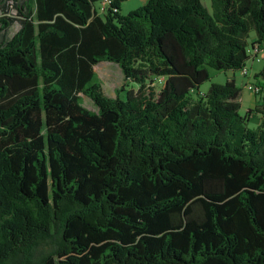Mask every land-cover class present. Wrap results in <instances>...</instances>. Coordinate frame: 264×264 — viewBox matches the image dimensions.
<instances>
[{
  "label": "trees",
  "instance_id": "trees-1",
  "mask_svg": "<svg viewBox=\"0 0 264 264\" xmlns=\"http://www.w3.org/2000/svg\"><path fill=\"white\" fill-rule=\"evenodd\" d=\"M13 1L0 264H264V66L243 115L236 83L264 53V0H147L127 15L129 0H106L102 16L104 0ZM100 62L123 75L114 98Z\"/></svg>",
  "mask_w": 264,
  "mask_h": 264
},
{
  "label": "rangeland",
  "instance_id": "rangeland-1",
  "mask_svg": "<svg viewBox=\"0 0 264 264\" xmlns=\"http://www.w3.org/2000/svg\"><path fill=\"white\" fill-rule=\"evenodd\" d=\"M147 0H129L121 5L120 14L121 15H127L129 12L136 10L140 8L141 6L145 5ZM20 2H15L13 0H5L4 2H0V20L2 19H14L16 22H14L6 31L0 32V42L1 40L9 39L11 38L18 30H19V21L21 20V17L18 13V6ZM203 5L205 8L210 10V3L211 0H202ZM94 8L98 15L102 16L103 11L105 9V2L101 1L99 3H96L94 5ZM254 32L251 33V36L254 37ZM264 66V57L259 60V62L254 61L247 63V70L248 75L246 77H243L239 74V72L236 73V83L238 86L241 87L242 93H241V108H240V115H243L247 109H251L255 107V105L258 103V97L253 98L252 95L248 94L246 90H243L244 85L251 82L253 74L257 73L262 67ZM93 70L98 77V80L101 83L102 89L104 94L108 98H114L115 97V90L119 89L122 85L123 81V75L121 73L120 68L113 63L109 62H100L97 65L93 67ZM212 75V83L217 84H223L225 80V75L223 73H217L213 70H211ZM254 82V81H253ZM158 87V86H157ZM209 87V83H206L201 86L200 91L206 92ZM133 89L136 90V86H127L122 90L119 94L120 97H124V94L127 90ZM254 94V93H253ZM82 98V105L91 111H95L96 108L92 104V102L80 95ZM260 122V118L254 117L251 119L248 123V127L250 129H255Z\"/></svg>",
  "mask_w": 264,
  "mask_h": 264
},
{
  "label": "built area",
  "instance_id": "built-area-1",
  "mask_svg": "<svg viewBox=\"0 0 264 264\" xmlns=\"http://www.w3.org/2000/svg\"><path fill=\"white\" fill-rule=\"evenodd\" d=\"M104 2H106V0H104ZM250 57H252V59L249 61V62H259V60L261 58H263V50H261L259 48L258 45H256L254 48H252V50H250ZM241 76L243 77H246L248 75V70L247 68H244L241 73H240ZM245 88H247L249 91H251L252 93H256L257 92V88H255V86L252 84V82H249L248 84H245L244 85Z\"/></svg>",
  "mask_w": 264,
  "mask_h": 264
},
{
  "label": "crops",
  "instance_id": "crops-1",
  "mask_svg": "<svg viewBox=\"0 0 264 264\" xmlns=\"http://www.w3.org/2000/svg\"><path fill=\"white\" fill-rule=\"evenodd\" d=\"M253 38H254V37H253ZM243 90H246V92H248V94L252 95L253 98H254V94H253L251 91H249L247 88L244 87Z\"/></svg>",
  "mask_w": 264,
  "mask_h": 264
}]
</instances>
